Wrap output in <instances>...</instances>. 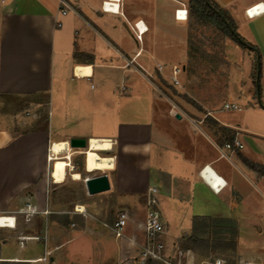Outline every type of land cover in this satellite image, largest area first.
<instances>
[{"label":"crops","instance_id":"0c3cea01","mask_svg":"<svg viewBox=\"0 0 264 264\" xmlns=\"http://www.w3.org/2000/svg\"><path fill=\"white\" fill-rule=\"evenodd\" d=\"M65 1L61 15L60 0H0V215L32 212L47 232L45 243H1L0 262L38 263L52 251L53 264L75 263L68 249L85 237L96 255L88 264H142L133 242L143 239L146 191L156 186L167 255L189 249L178 241L194 216H208L234 220V252L264 264V173L245 162L264 167V10L246 14L264 0H214L258 47L261 89L255 98L231 95L226 103L241 110L211 111L173 100L160 86L173 64L184 69L186 0ZM78 66L89 72L78 74ZM75 137L89 148L70 147ZM234 138L243 147L220 156ZM58 142L68 146L52 154ZM86 158L97 170H86ZM101 173L110 188L89 194L84 178ZM120 211L130 218L124 237L111 230Z\"/></svg>","mask_w":264,"mask_h":264},{"label":"rangeland","instance_id":"374dc122","mask_svg":"<svg viewBox=\"0 0 264 264\" xmlns=\"http://www.w3.org/2000/svg\"><path fill=\"white\" fill-rule=\"evenodd\" d=\"M186 6L189 13L188 36H190L191 40V44L189 45L191 55H187V59L184 63V69L180 76L181 86L173 87L168 83L169 79H167V81L161 82L162 84H160V86H162V89L166 90L173 100H187L194 106L203 108L205 111L222 108V105L229 101L231 95L236 94L237 97L243 98H246L247 95L250 98H255L256 90L253 83L255 71L254 56L250 55L253 58L252 63V59L249 53H247L248 49L242 47L239 43L226 35L219 23L213 22L195 0L191 2L190 0H186ZM193 9H195L196 12H191ZM200 12L204 13L203 17H200ZM249 60H251L252 64L250 67L248 65ZM76 72L78 74L89 72V66H78ZM205 108H207V110ZM246 113L247 111L243 110L242 112H224L223 114ZM90 155H92V153L88 156ZM87 160L86 158V170L88 169L90 171L91 167H88L89 163ZM111 166L112 160L109 158L108 165H106L105 169ZM93 170L97 169L92 168L91 171ZM72 174L74 176L73 178L79 179V173L75 172ZM9 214L15 217L16 226L13 229L0 227V245L9 240H15L18 246L23 245V243L24 246L28 243H45L47 232L42 228V220L37 217V214L32 212L25 214ZM114 216L115 215H113V217ZM72 221H74L75 227H79L83 223V220H69V222ZM37 233H39V235H37ZM22 234L24 235L22 236ZM184 237L185 236H182L178 241V247L180 248H183L182 245L185 243ZM83 239V241L77 240L76 242L78 243L74 242L70 244L71 246L68 249L67 256L73 257L74 255L76 262L69 264H88V262L91 261L89 257L96 258L95 254L92 256L88 251V241L85 240V237H83ZM12 244L14 245V243ZM11 247L13 246L9 244V251ZM41 248L42 247L39 246V249ZM28 250L29 248L27 247L21 249V252L25 254ZM191 251L194 253L196 260H200L206 256H214L234 262L235 259L241 257L234 252V249L227 248L224 244H220L219 247L215 249L210 246L204 248L202 251L193 249H191ZM41 258L42 259H40L38 263L36 260H32L30 262H0V264H53L52 251L44 252ZM145 264L163 263L153 261L146 262Z\"/></svg>","mask_w":264,"mask_h":264},{"label":"built area","instance_id":"2783aa9c","mask_svg":"<svg viewBox=\"0 0 264 264\" xmlns=\"http://www.w3.org/2000/svg\"><path fill=\"white\" fill-rule=\"evenodd\" d=\"M105 6V5H104ZM259 4H255L246 9V14L252 16L254 14L260 13L263 9H260ZM69 5L65 0H60V14L66 15L69 10ZM181 9L176 10V17L186 19L187 10L183 9V15H179ZM57 26H61V22H56ZM141 31V30H139ZM139 37V35H138ZM161 66H157V71H161ZM183 72V68L180 65L173 64L170 67V73L168 75V83L173 87L181 86L180 76ZM85 72L81 74L84 75ZM86 75V73H85ZM88 77V76H86ZM224 108L232 110H241V106L237 102L224 103ZM172 114L177 113V106L172 104L170 109ZM103 143V142H102ZM68 146V142H66ZM234 147L242 148L243 144L236 138L232 142H224L222 148H220V156H227L224 149L232 151ZM51 149V146H50ZM84 151V150H82ZM100 151V150H99ZM52 153V151H51ZM51 156V154H50ZM88 177H85L86 180ZM224 184V183H223ZM158 188L156 186H149L146 191L145 199V216L141 224V229L143 231V239L140 243L134 241L133 244L137 245L139 248L138 257L139 261L144 264L148 260L158 261L163 264H255L251 260L237 258L234 260L224 259L222 257H204L200 260H196L194 253L190 249L177 250L176 255L171 256L166 254V246L164 241L165 236V226L162 220V215L158 209ZM81 212L80 209H75ZM130 218L127 211H120L115 215V219L111 225V230L117 237H124V230L129 223ZM22 244V241H21Z\"/></svg>","mask_w":264,"mask_h":264},{"label":"trees","instance_id":"16d2710c","mask_svg":"<svg viewBox=\"0 0 264 264\" xmlns=\"http://www.w3.org/2000/svg\"><path fill=\"white\" fill-rule=\"evenodd\" d=\"M192 0H190L191 2ZM195 2L203 9L207 16L213 22H218L225 34L239 43L242 47L249 49L254 56L255 71L253 76V83L256 93L260 92V78H261V55L258 47L246 41L236 29V25L232 17L222 8H220L214 0H195ZM191 12H196L193 9ZM200 17L204 13L200 12ZM191 44L190 36L187 38V55L190 56L189 45ZM246 164L251 168L264 173V167L245 160ZM237 237L236 223L232 219L213 218L208 216H194L192 219L191 233L184 237L185 243L183 248L202 251L204 248H217L220 244H224L227 248L235 249ZM219 241V242H218ZM220 243V244H219ZM211 244V245H210ZM153 262V261H148Z\"/></svg>","mask_w":264,"mask_h":264},{"label":"water","instance_id":"95a60500","mask_svg":"<svg viewBox=\"0 0 264 264\" xmlns=\"http://www.w3.org/2000/svg\"><path fill=\"white\" fill-rule=\"evenodd\" d=\"M69 145L84 150L88 147V141L85 138H70ZM85 185L89 194L102 192L110 188L108 176L104 173L88 177L85 180Z\"/></svg>","mask_w":264,"mask_h":264},{"label":"bare ground","instance_id":"6f19581e","mask_svg":"<svg viewBox=\"0 0 264 264\" xmlns=\"http://www.w3.org/2000/svg\"><path fill=\"white\" fill-rule=\"evenodd\" d=\"M110 5H111L110 2L105 3V7L106 6L110 7ZM112 8H113V6H112ZM88 148H89V144H88V147L84 149V151H86ZM65 149H66V143L65 142H58V143H54L51 145V151H54L56 153L62 152ZM52 154H53V152H52ZM52 154H51L50 158L52 160H54L53 158L55 157V155H52ZM50 174H51V171H50ZM52 180L54 181L53 178H52ZM0 227L1 228H7V227L14 228L15 227V218L11 215H0Z\"/></svg>","mask_w":264,"mask_h":264}]
</instances>
